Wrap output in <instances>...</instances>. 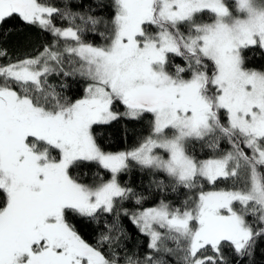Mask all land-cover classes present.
I'll return each mask as SVG.
<instances>
[{"label": "snow or ice", "instance_id": "obj_1", "mask_svg": "<svg viewBox=\"0 0 264 264\" xmlns=\"http://www.w3.org/2000/svg\"><path fill=\"white\" fill-rule=\"evenodd\" d=\"M13 21L52 40L23 58L0 48V264H256L264 64L251 61H264V0H0V30ZM77 75L79 99L50 82ZM122 118L147 119L149 134L107 152L94 126ZM194 142L213 155L197 159ZM130 162L149 187L193 195L143 207L148 197L121 183ZM219 181L232 185L202 190ZM124 218L147 239L131 253ZM85 222L100 229L95 244Z\"/></svg>", "mask_w": 264, "mask_h": 264}, {"label": "trees", "instance_id": "obj_2", "mask_svg": "<svg viewBox=\"0 0 264 264\" xmlns=\"http://www.w3.org/2000/svg\"><path fill=\"white\" fill-rule=\"evenodd\" d=\"M51 3L60 5L62 0H50ZM87 2L94 3L95 0H87ZM108 3V0H104ZM230 3L231 0H228ZM108 12L107 9L103 11H98L97 14H104ZM207 19V17H205ZM17 24V28L12 29L10 25L5 26L4 29L0 30V48H5L8 51L9 56L16 58L17 56L23 58L26 55L34 54V50L39 46L40 50L44 44L51 42L52 37L49 34L42 33L38 29L29 28L27 26L21 25L18 21H13ZM59 24V21H57ZM85 39L90 43L102 44L103 41L100 39L99 35H93L89 33ZM251 56L252 54L249 53ZM5 61H0V63ZM176 63H183L180 58H176ZM252 64L260 66L264 64V61L260 60L259 54H256L255 59L251 61ZM50 82L56 85L66 83L68 85L67 89H63L64 94L69 96L72 100L79 99L84 95V89L87 86V81L81 78L79 75L76 77H69L67 79L63 77L53 76L50 77ZM116 111L122 112L123 107L121 105H116ZM94 135L97 142L101 147L107 152H120L129 151L134 147L138 146L142 137L149 134V123L145 119L143 121H129L126 119H119L118 121H113L108 125H97L94 126ZM229 146L227 142H224V148L227 150ZM190 154L194 155L199 160H204L213 155L210 149L206 147H201L199 143H193L189 145ZM132 165L128 172L121 175V183L135 189L137 193H142L148 199L142 205L143 207H152L159 203L160 200L164 199L172 203L173 206H183L185 200L193 195L192 192H188L185 189H178L177 191H172L169 187L166 191H160L155 188V186L149 187V182L151 177L146 171H142L138 165L134 162H130ZM98 166L93 165L90 169H84L83 171L88 172V181L92 179V174L95 173ZM100 172L104 179L109 178V174L100 169ZM163 178L161 174L160 177ZM167 183V181H166ZM232 181H219L216 185H211L208 183L203 184V191H214L225 188H230ZM124 207L133 209L136 207L133 201H127ZM250 219V218H249ZM124 226L128 229L131 234V239H123V243L129 253L136 250L137 246L143 241L146 246L147 239L140 235L137 230L131 225L130 220L127 218L123 219ZM81 236L90 244H95L97 236L99 233V228L94 224L87 225V223L76 225ZM106 250V248H105ZM141 253H143L144 248H140ZM226 254L229 251L226 249ZM121 255H123V250H121ZM256 264H264V241L259 242L256 250Z\"/></svg>", "mask_w": 264, "mask_h": 264}]
</instances>
